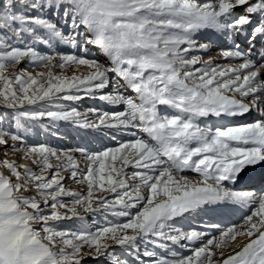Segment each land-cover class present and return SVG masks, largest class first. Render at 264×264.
Masks as SVG:
<instances>
[{
	"label": "snow or ice",
	"instance_id": "snow-or-ice-1",
	"mask_svg": "<svg viewBox=\"0 0 264 264\" xmlns=\"http://www.w3.org/2000/svg\"><path fill=\"white\" fill-rule=\"evenodd\" d=\"M0 108V264H264V0H0Z\"/></svg>",
	"mask_w": 264,
	"mask_h": 264
},
{
	"label": "rangeland",
	"instance_id": "rangeland-1",
	"mask_svg": "<svg viewBox=\"0 0 264 264\" xmlns=\"http://www.w3.org/2000/svg\"><path fill=\"white\" fill-rule=\"evenodd\" d=\"M211 55L213 57H215L217 55V52H214V50H213L211 52ZM93 56L98 58L97 54L93 55ZM205 58H207V57H205ZM23 66L24 65H21V67H23ZM29 70H33V69L29 68ZM57 71H59V70H57ZM70 71L71 70H69V72ZM99 103H100L99 101L93 102V101H90V100H86V101L83 102V105L81 106V110L84 111L88 107L97 106V105H99ZM0 111H3V109L0 108ZM59 135L62 137V139H57L56 137L48 138L47 133H46L45 130L33 129L32 133H30V139H29L28 143L46 142V143H51L53 146H57V147H60V148H73V147H76L78 144H81L80 137L74 131H71L70 129H62L61 133ZM93 144H94V147H99V142L98 141H94ZM107 146H113V145L112 144H108ZM9 159L16 160V161H18L21 164H30L31 163L28 160L24 162V160H22L20 158L19 154H11L10 153ZM191 175H193V174H191ZM66 186H69V187H71L72 189H75V190H80V188H81L80 185H77V184H74V183H71V182H67ZM89 219H91V217H89ZM240 222H241V220L238 223H240ZM194 223H198V222H194ZM238 223H236V224H238ZM212 235L213 234H211V236ZM214 235H218V233L214 232ZM209 238H211V237H209ZM228 251L230 252L231 249H228ZM85 264H96V262L93 261L92 259H88V260L85 261Z\"/></svg>",
	"mask_w": 264,
	"mask_h": 264
},
{
	"label": "bare ground",
	"instance_id": "bare-ground-1",
	"mask_svg": "<svg viewBox=\"0 0 264 264\" xmlns=\"http://www.w3.org/2000/svg\"><path fill=\"white\" fill-rule=\"evenodd\" d=\"M213 50L215 51V48ZM25 161H27V160H24V162ZM209 217L212 218L211 219L212 223H220L221 221H224V223L221 225L222 227L230 226L231 224L238 223L241 220L240 214L238 212H225V214H221V215L218 214L215 216L208 215V217L203 216V220L208 221ZM192 222L194 223V222H198V221H192ZM211 234L214 235V232H212ZM210 237H211V235H210Z\"/></svg>",
	"mask_w": 264,
	"mask_h": 264
}]
</instances>
